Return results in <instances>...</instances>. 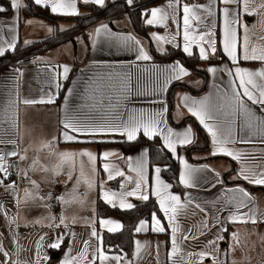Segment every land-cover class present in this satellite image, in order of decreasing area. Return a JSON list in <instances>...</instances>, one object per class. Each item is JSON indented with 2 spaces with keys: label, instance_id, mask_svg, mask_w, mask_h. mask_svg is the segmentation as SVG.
I'll use <instances>...</instances> for the list:
<instances>
[{
  "label": "crops",
  "instance_id": "obj_1",
  "mask_svg": "<svg viewBox=\"0 0 264 264\" xmlns=\"http://www.w3.org/2000/svg\"><path fill=\"white\" fill-rule=\"evenodd\" d=\"M8 1L10 2V0ZM32 1L34 2V0ZM116 1L118 0H106L105 5L113 4ZM173 2L174 0H159L153 4L140 5L141 18L145 25L149 27V39L153 46H156L155 49L160 50V54L165 53L169 48H176L187 55L183 51V6L185 4L199 6L196 10V15L202 18V22L192 21L193 27L197 29L196 34L203 35L205 31L211 32V39L215 42L217 48L216 54L211 55L210 49L207 43H205L204 46L209 52V59L203 60L200 58L199 47L195 45L192 47L193 55H198L202 61L201 67L207 72L208 85L200 94H193L189 90L178 88L173 104L169 102L168 93L175 83L184 82L193 88H198L204 84V81L200 82L199 79L193 77L192 83L185 82L191 78L192 74L198 72L192 73L179 60L170 62L154 61L149 51L148 43L135 35L128 12L112 19L100 21L95 29L91 26L83 32H76L65 37L62 42H65L74 35L80 34L87 36L89 48L85 56L81 59L70 57L64 54L63 51L56 58H48L59 47L58 44L61 43L59 42L43 50L40 54L33 55L31 62L18 66L7 65L0 69V114L4 113V110L8 107L7 101L15 94L14 80L17 77L15 69H19L23 73L18 79L19 97L21 100L25 98L38 99L45 94L56 97L55 102L52 104H38L33 106L19 104L18 132L13 131L9 124L0 125V139L5 141V143L0 144V151L7 154L13 150H17L21 156L26 155L27 158L23 160L19 157H8L7 160L9 163L19 160V168L27 171L31 180L36 181V185L39 186L38 190L35 187L29 190L28 187L36 185H33L29 179L22 178L23 174H18L17 170L12 171L11 175L7 176L0 173V179L4 180V185H11L12 182H15L16 185L14 189L10 186L5 187L4 185H0V244L9 253L8 258L0 254V264H37L36 252L38 245H42L39 248L40 257L38 264H62V261L68 255L69 249H71L72 256L75 257L84 251L85 242H87V251L85 256L81 257L80 264H89L93 260H95V264H100V261L96 259L98 255L96 252L98 241L90 234L92 223L95 222V229L100 235L102 232H108L99 223L100 220L111 219L118 223H123L115 216L98 217L96 212L97 202L98 200L105 202L103 199L104 191L120 193L131 191L134 187L124 177H115L112 180H108L107 173L103 171V164L107 162L110 166L118 167L125 172L126 177L130 176L135 181L138 177L135 172L130 170L128 161L125 159L127 157H131L133 162L140 159L145 161V177L146 184L148 185L145 191L149 194V199L154 198L157 201L158 206L159 202L153 194L156 185L155 169L157 167L161 169V179L165 183L172 185L170 189L171 193L181 196V203L186 204L189 198L193 200V205L178 215L176 221L180 229L178 237L187 233L188 229H191L188 240L179 239L178 241L180 253L195 254L200 251H211L206 245L209 240L215 238V234L220 228V225L216 227H212V225L215 223L217 209L223 205L224 197L229 195L227 190L236 187L245 188L255 198L258 222L256 224L251 222L229 223L225 219L229 215V210L221 211L219 215L224 222V226L227 227V231L222 233L225 239L220 241L218 245L219 259L223 261V264H264V222H260V218L264 217V187L253 186L243 179H238L241 164L231 159V157L222 154L213 156L211 154L213 145L210 134L200 124L199 120L188 111L182 99L184 96H189L192 99L201 100L207 96L211 98V103L216 104L218 102H224L226 97H230L232 94L231 89L228 87L232 77L228 75L227 71H223V69H232L234 71L237 65L233 64L222 51V9L224 5L222 0H216L213 9L214 15L209 16L205 9L211 6L212 0H196L194 3H184L182 0H175V13H173L171 8H168V5ZM262 2L264 0H250L249 7L256 14H242L243 22L250 29L249 43L258 49L264 48V24L259 23L261 14H264V8L259 7ZM24 3L26 4L25 0ZM82 5L93 4H85L82 0H77L79 15L76 16L55 15L51 13L50 9L39 6L51 15L59 17L58 20L54 21L43 16L35 15L22 18V9L18 13L11 9L9 15H0V47H6V41L15 42L16 47L18 45H31L34 42L51 37L56 26L60 31L74 29L79 23V20L76 19L88 13L82 8ZM0 6L3 5L0 4ZM154 8H163L169 13L166 26H149L146 23V20L151 17L150 15L146 17L144 13H150ZM114 21H118V23L116 24ZM253 24H255L254 28L252 27ZM63 25L65 26L64 28H62ZM101 25H107L113 36H136L140 39L143 48L149 53L152 59L149 61L138 59L136 51L121 47L118 41L110 39L104 34L94 38L95 30ZM12 27L16 29L14 33L8 30ZM49 28L53 29V31L50 32ZM177 32L179 35H176L175 40H172V36ZM243 33V28H240L238 30V37L241 42L243 40ZM154 34L165 37L166 39L157 43L153 38ZM14 37L15 40H13ZM208 38L206 36L205 41ZM7 52H11V50ZM36 56H39V58L37 59ZM177 62L188 70L190 75L184 76L178 81L173 79L166 83V78L170 75L171 67ZM57 66H59L57 70L61 73L63 66H68L71 70L67 80L62 75L60 76L59 83L61 87L59 90L56 89L51 79L53 76L51 69ZM240 66L249 70H259L261 67H264V64L260 62L242 61ZM210 67H217L221 70L213 76L208 71ZM116 74H119V76ZM109 75L112 76V79H108ZM125 76L130 80V100L124 102L129 112L143 111L149 113L160 111L162 107H166L165 119L167 120L168 126L178 132H183L189 127L192 129L193 142L187 146H178L176 156L169 153L178 164V181L183 171V164L179 158L187 160L193 167L203 168L207 165L210 169L214 170L198 173L196 187L190 189L185 188L179 182L183 188V193L174 191L173 184L163 174V169H167L168 166L154 165L151 167L148 147L138 146L125 149L122 143L129 142L125 137L119 135L95 138L80 137L81 142H69L65 141L60 135L66 108L68 111L74 113L83 108L85 104H91L92 101L89 97L93 95V90L98 87L104 93H110L114 97L118 96L123 88V80L121 77ZM64 84H67V86L63 96L60 98V91L65 86ZM109 86H112V88L110 89ZM69 89L73 92L72 96H68ZM96 96L98 98L99 93H96ZM250 106L256 116L264 119V112L260 110L259 106ZM104 107L107 109L109 106L106 103ZM4 129H7V131H4ZM141 135L143 134L141 133L138 138ZM233 137L237 142L227 145L229 149L254 154L257 158L256 160H253L251 156L246 157L249 163L257 164L261 162L260 158L264 156V134L258 133L253 135L251 132H246L243 128V118L242 116H238L236 117V124L234 125ZM157 138L163 144L162 138ZM13 139L18 141V146L7 143V141ZM93 139L96 141L103 140L104 142H92ZM244 139L250 142H240ZM48 142H52L53 144L51 152L46 147ZM25 149L27 150L26 153ZM84 151H90L97 156L95 162L96 172L92 173L90 167L85 163V176L77 186L78 191L75 194L77 199L81 200L82 203H72L68 206L62 205L58 197L64 196L66 199H72L69 193L76 184V175L73 176L72 180H68L66 174L68 169L66 167L63 170V174L60 175L45 172L43 169L45 167L53 169L57 165V153H81ZM105 151H112L118 155L111 156L105 161L101 158V154ZM80 159H83L85 162L87 160L86 157H81ZM37 160L39 161L36 165L38 170L33 172L31 167L32 162ZM216 173L219 174L218 177ZM89 180L93 184L91 189L87 187L86 183ZM24 186L26 187L25 190ZM26 191L30 194H35L36 197L50 194L51 199H46L43 202L39 199H36L35 202L29 200L26 203ZM55 194H57V204H53ZM80 194L83 195L81 196ZM127 201L135 206L145 202L135 197H127ZM217 201L218 203L213 205V202ZM195 203H201L206 208L208 229H203L200 226L201 221L205 219V214L195 208ZM116 208L119 207L117 206ZM242 211L248 212V209L246 208ZM62 213L66 215V223L70 225V228L65 229L63 225L60 227H48L50 221L47 217L49 215L57 217L54 223L59 224L58 218ZM161 214L163 219L157 214L155 215L164 224L166 228L165 233L151 231V219H142L143 221H148L149 230L137 233L133 241L132 255L130 257L122 252L118 254L108 253L103 248L105 253L109 257L113 255L124 257L121 264H173V260H175V264H184L180 259L179 253L176 257H171V226L168 224L167 217L164 216L163 212ZM72 217L78 218L74 224L72 223ZM138 225L139 223L137 227ZM69 231L75 234L74 238L68 235ZM167 232L169 235V247H167ZM201 232L204 234H200ZM232 233L238 234V245L232 240ZM61 235L64 236V240L60 249L56 250L49 247ZM41 237H43V240H41ZM137 241L142 245H146L142 249L139 258L136 252ZM65 242H67V245L63 248ZM226 252L228 253L227 255H225ZM45 256L48 259H44ZM191 260L195 264L198 257L192 255ZM203 264H210L209 259L205 258Z\"/></svg>",
  "mask_w": 264,
  "mask_h": 264
},
{
  "label": "snow or ice",
  "instance_id": "obj_2",
  "mask_svg": "<svg viewBox=\"0 0 264 264\" xmlns=\"http://www.w3.org/2000/svg\"><path fill=\"white\" fill-rule=\"evenodd\" d=\"M85 4H93L101 8L105 7L106 0H82ZM250 0H222L224 5L223 12V53L229 58V60L237 65L235 70L232 69H223L227 71L228 75L232 77L229 81L228 87L231 89V96L226 97L224 102H218L216 104L211 103L210 97H204L201 100L192 99L189 96H184L183 102L188 111L196 117L200 124L207 129L208 133L211 136V143L213 145L212 155L222 154L228 157H231L234 161H237L241 164L240 172L238 174V179H243L249 184L258 187H264V156L260 158L261 162L257 164L249 163L246 160V157L251 156L253 160H256V156L252 153H243L231 150L227 147L229 144L236 143L237 141L233 137L234 125L236 124V117L242 116L243 118V128L246 132H251L255 134H264V119L256 116L252 111L250 105L259 106L260 110L264 112V67H261L259 70H249L244 67H241V62H260L264 64V48H257L249 43V26L245 24L242 20V14L246 15H255L256 12L249 7ZM134 3V0H127V4L131 6ZM174 3H170L168 8H171L173 13L176 9ZM34 4L42 6L44 8L50 9L52 14L63 15V16H76L79 15L77 10V0H34ZM216 0H212L211 6L205 9L209 16L214 15V7ZM9 7L18 13L21 9L26 8L27 5L24 3V0H10ZM199 6H189L185 4L183 6V51L191 57L193 55L192 47H199L200 58L203 60L209 59V52L205 48V43H207L208 48L210 49L211 55H215L217 48L215 42L211 39L212 33L205 31L203 35H197V29L193 27L192 21L202 22V18L196 15V10ZM260 8H264V2L259 5ZM9 8L0 6V13L8 11ZM144 15L147 17L150 15L151 18L146 20V23L149 26H166V23L169 19V13L163 8H154L150 13L146 12ZM259 23L264 24V14H261V19ZM255 27V24L252 25ZM243 28V40L240 41L238 37V30ZM10 32H15V27L8 29ZM63 30V29H62ZM49 31L53 29L49 28ZM104 34L110 39H115L119 42V45L127 50H134L137 53V57L143 61H149L152 57L142 46L140 39L136 36H113L111 30L107 25H101L95 30V37ZM176 35H179L177 32L172 36V40H175ZM209 37L205 41V37ZM153 38L159 43L162 40H165V37L157 36L154 34ZM15 40V37L13 38ZM6 47H0V57L4 56L6 51L16 50L15 42H5ZM27 43V42H26ZM56 68L51 69L53 72L52 82H54L57 90L60 89L61 85L59 83V78L62 75L65 80L68 79L70 73V68L68 66L62 67V73ZM217 67H210L208 71L216 75L218 71ZM17 74L16 79L14 80V95L9 98L7 101L8 107L4 110L3 114H0V125L9 124L13 131H19V104L25 106L33 105H43V104H52L55 102V98L52 95L45 94L38 99H28L23 100L19 97V84L18 79L23 75L19 69H15ZM119 76V74H116ZM190 73L178 62L174 64L170 69V75L166 78V83L170 80H180L184 76H188ZM102 79V78H101ZM108 79H112V76L109 75ZM123 80V88L118 96H113L110 93H104L99 87L93 90V95L89 97L92 101L91 104H85L83 108L77 110L76 112H70L65 109L64 119L62 123L61 136L65 141L69 142H81L80 137H111L119 135L125 137L127 141H135L138 136L142 133L145 137L149 139H154L160 137L163 140V146L166 148L172 155H177L178 146H187L193 142L192 129L189 127L183 132L174 131L170 126H168L167 120L165 119V114L167 112L166 107H162L160 111L156 112H136L127 110L125 101L130 100L131 89L129 87L130 80L127 76L121 77ZM110 89L112 86H109ZM96 93H99L97 98ZM142 94V93H141ZM73 92L71 89L68 90V96H72ZM156 102V101H153ZM250 102V104H249ZM107 103L109 106L105 109L104 105ZM222 118V119H221ZM7 131V129H4ZM92 142H104L92 140ZM242 143H248L249 140H241ZM5 143L0 139V144ZM7 143L18 146V141L16 139L7 141ZM46 147L51 152L53 148L52 142H48ZM25 149V153H26ZM58 156V163L53 169L44 168L45 172H52L55 175L63 174V170L66 167L68 180H72L73 176L76 175V184L69 193L72 199H66L64 196H59L58 200L62 205L68 206L72 203H82L81 200L77 199L76 193L78 191L77 186L82 182V178L85 176L84 167L85 163L90 167L92 173L96 172L95 162L97 156L91 153L90 151H84L81 153H68L61 152L56 154ZM118 155L112 151H105L101 154V158L105 161L109 157ZM145 155H147L145 153ZM8 157H19L21 160L26 159V155L21 156L17 150H13L7 154L0 151V173L11 175L10 169L14 166L12 163H9ZM81 157H86V162ZM179 158V157H178ZM128 161L129 168L132 172H135L138 179L133 181L132 177L125 176V172L120 170L118 167L110 166L109 163L103 164V171L107 173V179L112 180L115 177H124L130 183L134 185L133 190L124 191V192H110L104 191L103 199L104 201L116 208L117 206L124 210H131L135 208V205L127 201V197H135L141 201H148L149 194L145 191V188L148 186L146 184L145 177V161L143 159L136 160L133 162L131 157L125 158ZM180 162L183 164V171L179 176V182L185 188H194L197 186V174L205 171H214L210 169L207 165L203 168L193 167L188 163L187 160L179 158ZM39 161L32 162V171H37L36 165ZM17 173L23 174L22 178L29 179L33 185H36V181H32L28 176L27 171L19 168V165H15ZM161 169L157 167L155 169V179L156 185L154 190V195L159 202V210L163 212L164 216L167 217L168 224L171 226V257H176L177 254H180V259L184 264H193L191 260L192 255H196L198 260L195 264H203V260L208 258L210 264H223V261L219 259V242L223 241L225 238L222 235L223 232L227 231V227L224 226V222L221 220L219 213L224 210H229V215L225 219L229 223H253L258 222L257 219V208L255 206L256 201L252 194H250L243 187L230 188L227 190L229 195L224 197L223 205L217 209V215L215 216V223L212 227L220 225L215 238L207 242L206 247L210 248L211 251H200L199 253H180L179 239L188 240L191 229H188V232L178 237L179 224L176 223L178 215L182 214L186 209L193 205V200L189 198L185 203H181V196L174 195L171 193L170 189L171 184L165 183L160 177ZM217 177L219 176L216 173ZM87 187L91 189L93 184L91 181H86ZM0 185H4V180L0 179ZM5 187H16L15 182H12L11 185H4ZM38 190V185H36ZM124 187V186H122ZM81 196L83 194H80ZM25 202L28 203L35 202L36 199H39L43 202L46 199H51L50 194L47 196L36 197L35 194H30L27 191L25 192ZM217 202H213L215 205ZM251 205V207H250ZM195 208L199 209L200 212L205 214V219L201 221V227L203 229H208L209 225L207 222V211L203 204L195 203ZM248 209V212H243V209ZM47 219L50 221L48 227H60L63 225L65 229H69L70 225L66 223V215L62 213L60 215L59 224H55L57 217L49 215ZM77 217H72V223L77 222ZM152 227L151 231L155 233H165L166 228L161 222V219L158 218L155 213L151 215ZM260 222H264V217L260 218ZM39 223V221H37ZM99 223L107 229L109 233L119 232L123 228V224L118 223L111 219H102ZM149 230L148 221H140L138 227H136V233L146 232ZM91 236L96 238L98 241V246L96 249L97 257L100 261V264H121V261L124 259L122 256L113 255L109 257L103 249V238L95 229V222L92 223L91 227ZM200 234H204L201 232ZM68 235L74 238L75 234L68 232ZM232 240L235 244H239V237L237 233L231 234ZM43 240V237H41ZM64 236L61 235L55 240L49 247L52 249L59 250L61 244L63 243ZM42 245L37 246V264L40 257L39 248ZM146 245H142L139 241L136 242V252L139 258L142 249ZM231 247V246H230ZM87 251V242L84 245V251L79 253L77 256H72L71 249L68 250V255L62 261V264H80L81 257L85 256ZM0 254L8 258L9 253L4 250L3 245L0 244ZM228 253L226 252L225 255ZM44 259H48L47 256ZM89 264H95V260L89 262ZM175 264V260H173Z\"/></svg>",
  "mask_w": 264,
  "mask_h": 264
},
{
  "label": "trees",
  "instance_id": "obj_3",
  "mask_svg": "<svg viewBox=\"0 0 264 264\" xmlns=\"http://www.w3.org/2000/svg\"><path fill=\"white\" fill-rule=\"evenodd\" d=\"M26 8L21 10L22 18L28 16H43L51 21L58 20L59 17H55L48 13L42 7H39L34 4L32 0H25ZM159 0H138L136 3L138 6L144 4H153ZM0 4L6 8H9L8 11L0 13V15H9L11 8L9 7L10 2L8 0H0ZM88 13L82 16H79L76 20H79V23L75 26L74 29L70 31H60L55 27L54 33L51 37L46 38L41 41H37L28 46L18 45L15 51L7 52L4 56L0 57V69L4 68L7 65L18 66L23 63H28L32 61L33 54L32 52L38 51V48L43 46V44L50 43L67 37L69 35L75 34L76 32H83L89 27L93 26L96 22L101 19H107L108 17H113L120 14V12H128L132 21V27L135 35L139 38L144 39L149 45V51L153 57V60L156 62H170L173 60H179L187 68L193 72L201 73L205 76L204 84L201 87L193 88L190 85L185 84L184 82L175 83L169 90L168 99L171 104H173L175 94L178 88H183L184 90H189L193 94L202 93L208 85L207 72L204 68L201 67L202 61L198 55H193L191 57L185 55L180 49L169 48L165 53L157 54L155 48L151 43L148 35L149 27L145 25L144 21L141 18V7L137 10L131 11V7L127 4V0H118L113 4L105 5L101 8L95 5H82ZM62 40L56 42L59 43ZM60 91V98L63 96L67 84ZM197 125V123H196ZM198 126V125H197ZM199 128V127H197ZM122 145L125 149H130L138 146H146L149 149V163L150 166L162 165L168 166L167 169H163V174L173 184L174 191L183 193V188L178 181V164L172 155L167 151L159 138L149 139L141 135L136 141L133 142H123ZM243 183V182H239ZM247 186V185H246ZM97 216L98 217H107L115 216L119 218L123 223V229L117 233L102 232L101 236L103 238V248L108 253H125L127 256L132 255L133 241L137 236L135 231L137 224L140 220L146 219L150 220L153 213L157 214L159 217H162L161 211L157 201L154 198H150L146 202L139 203L131 210H122L119 208H113L107 205L102 200L97 202ZM167 247H169V235L167 232ZM67 245V242L63 244V248Z\"/></svg>",
  "mask_w": 264,
  "mask_h": 264
},
{
  "label": "rangeland",
  "instance_id": "obj_4",
  "mask_svg": "<svg viewBox=\"0 0 264 264\" xmlns=\"http://www.w3.org/2000/svg\"><path fill=\"white\" fill-rule=\"evenodd\" d=\"M137 2H138V0H134V3L130 6L131 7L130 8L131 11H134V10L138 9L139 6L136 4ZM123 13L120 12V14L118 13V15H115V16L110 17V18L108 17L107 19H101L99 21L112 19V18L117 17V16H119V15H121ZM114 23L117 24L118 21H114ZM64 27L65 26L63 25L62 28H64ZM63 39H65V37H63L62 39H59V40H63ZM59 40H57V41H59ZM57 41H54L52 44H50V43L43 44V46L38 48V51L32 52V54L34 56L40 54L41 52H43V50H45L47 48H50L51 46H54ZM58 46L59 47L57 49H55L56 51L53 54H50L48 58H56L58 55H60L59 53L61 51H63L64 54H66V55H68L70 57H75V58L81 59V58H83L85 56L86 52L88 51L89 40H88L86 35H80L79 34V35L72 36L71 38L67 39L65 42L59 43ZM156 53L160 54L161 52L158 49V50H156ZM36 57H37V59L39 58V56H36ZM191 72L193 73V71H191ZM193 77L199 79L200 82L205 81V76L203 74L194 73V74H192L191 78H189L185 82H187V83L191 82L192 83L193 82ZM34 187L37 188L36 186H30V187H28V189L31 190ZM25 189H26V187L24 186V190Z\"/></svg>",
  "mask_w": 264,
  "mask_h": 264
},
{
  "label": "built area",
  "instance_id": "obj_5",
  "mask_svg": "<svg viewBox=\"0 0 264 264\" xmlns=\"http://www.w3.org/2000/svg\"><path fill=\"white\" fill-rule=\"evenodd\" d=\"M184 3H194L196 0H182ZM100 21L96 22L94 25H93V28L95 29L98 25ZM14 166L10 169V172L16 170V167L15 165H19V160H17L16 162H13L12 163ZM57 194H55L54 196V199H53V204H57L58 203V200H57Z\"/></svg>",
  "mask_w": 264,
  "mask_h": 264
}]
</instances>
